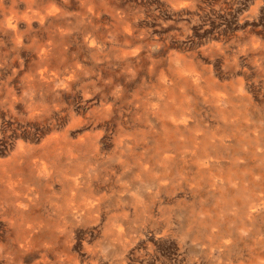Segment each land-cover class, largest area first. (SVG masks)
<instances>
[{"label":"rangeland","instance_id":"obj_1","mask_svg":"<svg viewBox=\"0 0 264 264\" xmlns=\"http://www.w3.org/2000/svg\"><path fill=\"white\" fill-rule=\"evenodd\" d=\"M0 264H264V0H0Z\"/></svg>","mask_w":264,"mask_h":264},{"label":"bare ground","instance_id":"obj_2","mask_svg":"<svg viewBox=\"0 0 264 264\" xmlns=\"http://www.w3.org/2000/svg\"><path fill=\"white\" fill-rule=\"evenodd\" d=\"M20 4V3H19ZM18 6V5H17ZM13 7V6H12ZM8 8H10V6L8 7ZM15 11V10H14ZM5 12H7V11H5ZM14 13V12H13ZM4 15V14H3ZM2 15V16H3ZM6 19H8V18H6ZM9 21H10V19H9ZM6 22L5 24H4V29H6L7 27H9V24H10V22ZM30 21H31V18H30ZM19 23V22H18ZM82 27V26H81ZM16 29V28H15ZM2 31V30H1ZM20 31V30H19ZM25 31V30H24ZM18 32V31H17ZM24 33V32H23ZM3 42V41H2ZM6 43V42H5ZM25 43V42H24ZM22 45H23V42L21 43ZM4 52V51H3ZM134 54V53H133ZM4 55V54H3ZM48 56H49V53H44V58H43V60H45V58H48ZM41 60H42V58H41ZM41 63V62H40ZM43 63V62H42ZM48 69L47 68H45L43 71H42V73H44L45 74V76H47V74H48ZM162 86V85H161ZM170 93V92H169ZM7 94V93H6ZM170 95V94H169ZM106 111V110H105ZM169 112V111H168ZM167 112V113H168ZM52 140V139H51ZM47 142V141H46ZM46 144V143H45ZM42 146V145H41ZM48 146V145H47ZM228 146V145H227ZM29 147V146H28ZM28 147H26V148H28ZM43 147V146H42ZM227 148V147H226ZM26 153V152H25ZM77 153V152H76ZM27 155V154H26ZM44 155V154H43ZM54 155H56V154H54ZM82 155H84V154H82ZM49 160V159H48ZM50 161V160H49ZM57 161V160H56ZM66 161V160H65ZM68 161V160H67ZM45 162V161H44ZM173 162V161H172ZM211 162H212V160H211ZM97 163V162H96ZM177 166V165H176ZM41 168H44V167H41ZM55 175V174H54ZM36 177V176H35ZM33 178H34V176H33ZM53 181V180H52ZM41 183V182H40ZM18 185H21V182H18ZM53 185V184H52ZM25 186V185H24ZM22 187V186H21ZM24 190H26L25 188H22V191H24ZM26 192V194L24 193L23 194V192H22V194L21 195H17L16 197H14V199L12 200V202H14V203H16V204H18V206H21V205H23V203H31L32 201H33V199H34V194H33V192H31V191H29V190H26L25 191ZM45 195V194H44ZM100 196V195H99ZM69 197V196H68ZM11 198V196H9V199ZM84 199V198H83ZM66 200V199H65ZM99 200H100V198H99ZM99 202V201H98ZM103 202V201H102ZM75 204V203H74ZM259 204V203H258ZM119 219V218H118ZM127 225V224H126Z\"/></svg>","mask_w":264,"mask_h":264}]
</instances>
